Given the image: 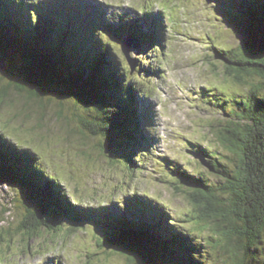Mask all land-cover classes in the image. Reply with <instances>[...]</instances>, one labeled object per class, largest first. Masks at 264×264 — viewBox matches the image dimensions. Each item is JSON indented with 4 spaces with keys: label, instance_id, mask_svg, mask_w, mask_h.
<instances>
[{
    "label": "trees",
    "instance_id": "1",
    "mask_svg": "<svg viewBox=\"0 0 264 264\" xmlns=\"http://www.w3.org/2000/svg\"><path fill=\"white\" fill-rule=\"evenodd\" d=\"M67 1H39L44 11L37 14L33 11L34 0H0V60L22 76V82L0 77V108L6 103L4 98L8 100L11 95L26 96L27 103L35 105L44 97L42 89L54 86L59 90L57 98L48 99L60 106V117L65 112V99L75 102L88 114L79 116L84 136L100 138V148L108 138L107 146H117L125 153L122 158L135 165L131 150L135 147L141 152L147 148L149 153L151 148L147 126L142 124L144 119L148 121L149 107L143 102L141 112L143 97L138 101L136 96L142 82L128 67L118 69L119 63L112 61L115 54L106 42L107 34L100 33L106 25L99 19H92L83 29L84 20L68 25L69 19L62 11L75 0ZM216 2L225 18L245 21L242 27L251 40L236 47L214 46V55L237 84L249 86L238 97L224 94L218 102L211 101L227 115L213 131L221 149L211 147L204 153L198 150L205 171L214 177L201 170L191 173L193 167L182 168L180 164L172 168L176 189H182L192 204L186 217L173 221L160 201L145 195L115 206L84 208L71 201L67 188L44 170L35 151L0 132V178L24 189L30 203L19 228L23 229V240L28 238L27 245L16 242L12 229L0 232V261L15 264L17 259L8 255V250L16 243L22 257L32 249V238L42 237V245L52 246L59 233L63 240L96 223L106 231L103 243L123 245L147 264H157L156 257L170 260L166 264H264V0ZM124 20L121 28L114 25L119 29L108 30L115 36L136 35L143 43L155 37L154 33H146L150 27L146 19L143 24L134 18ZM17 57H21L20 63ZM144 70L148 67L138 72ZM212 94L218 96L221 92L215 89ZM198 234L206 235L207 240L201 238L200 243ZM205 241L212 248V257L216 254L217 258L201 263V252L208 251ZM4 244L6 251L1 248ZM178 254L185 258L183 263L175 258Z\"/></svg>",
    "mask_w": 264,
    "mask_h": 264
},
{
    "label": "rangeland",
    "instance_id": "2",
    "mask_svg": "<svg viewBox=\"0 0 264 264\" xmlns=\"http://www.w3.org/2000/svg\"><path fill=\"white\" fill-rule=\"evenodd\" d=\"M37 1L46 0H34L36 8H33V11L40 14L44 9ZM79 1L85 5L84 14L88 13L89 8L94 14L98 12L116 19L122 13H140L143 6L147 8L149 3L153 4L155 13L162 12L165 23L161 22V25L164 26L166 46L159 43V51L146 53L149 46L143 43L144 47H133L131 51L132 59L143 60L153 68H159L158 74L154 71L151 75L156 90L155 95L148 100V103H152L153 111L149 128L151 131L148 134L151 136L149 142L154 155L141 158L143 164H138L135 173L132 167L134 165H130L126 157L122 158L125 156L122 150H118L115 145L107 146L110 143L108 138L102 141L104 147L100 148V138L84 136L79 116H87L86 110L65 99L64 109L61 108L65 111L64 115L59 116L60 106L55 104L54 100L48 99L57 98L59 90L54 89V86L42 89L44 97L41 100L39 98L35 105L27 103L26 96L23 95H11V102L8 104L9 99L4 98L6 103L1 104L0 132L13 142L35 151L41 158L44 170L58 178L61 186L64 185L68 189V195L72 196L71 201L79 202V205L91 208L99 202L108 204L112 200L120 201L127 194L132 196L137 189H141L140 193L160 201L173 221L181 220L182 216L186 217L192 204L182 189H176L177 181L168 167L175 161L182 168L193 167L189 169L191 173L201 170L210 178L214 177L205 171V164L200 161L198 150L204 153L211 147L213 150L221 149L213 131L219 128L227 115L211 101L218 102L217 99L224 94L238 97L247 86L237 84L226 73L225 65L219 62L218 55H214V46L236 47L240 42L251 40L246 29L242 27L245 21L225 18L216 0H147L151 1L148 3L145 0ZM150 10L149 8L148 11ZM165 15L168 16L166 19ZM43 23L47 25L46 21ZM81 27L83 29V25ZM153 32L150 30L148 34L153 36ZM105 39L106 42L110 39L112 44L111 53L115 54L112 61L115 64L122 62L128 67L120 45L122 40L114 38L112 34L105 35ZM131 45L135 46V43L131 41ZM164 48L165 54L162 55ZM11 54L14 55L12 51ZM144 57L148 61L143 59ZM16 60L20 63L21 57ZM120 68L118 66V69ZM2 75L12 81L22 82L20 73L4 59L0 60V77ZM211 87L216 88L217 93L221 92L219 98L217 94H212L213 91L206 97L208 91L204 89ZM209 97L211 99L208 100ZM126 151L128 152V149ZM134 161L138 162L136 159ZM28 200L24 189L0 178V232L12 229L14 239L20 245L28 243L26 236L25 241L23 240V229H19L24 213L30 205ZM65 224L70 226V223ZM105 234L106 231L102 227L91 223L63 240L62 234L59 233L56 237L57 243L54 242L52 246L42 245V237L32 238V249L22 257L19 256V244L16 243L8 250V255L15 256V264L148 263L141 256L129 253L123 245L103 243ZM107 235L109 236L108 232ZM196 236L200 243L201 238L207 240L206 235ZM206 242L204 248H208V251L201 252V263L204 259L217 258L216 254L212 257V248L208 242L206 246ZM1 248L6 251V244ZM175 258L179 263H183L185 259L180 254ZM169 261L156 257L157 264H166Z\"/></svg>",
    "mask_w": 264,
    "mask_h": 264
},
{
    "label": "water",
    "instance_id": "3",
    "mask_svg": "<svg viewBox=\"0 0 264 264\" xmlns=\"http://www.w3.org/2000/svg\"><path fill=\"white\" fill-rule=\"evenodd\" d=\"M122 50L124 54L126 55L127 59L129 60V63L131 64V67L134 69L136 67V63L134 60L130 58V52H131V40L128 42L124 43L122 45Z\"/></svg>",
    "mask_w": 264,
    "mask_h": 264
}]
</instances>
